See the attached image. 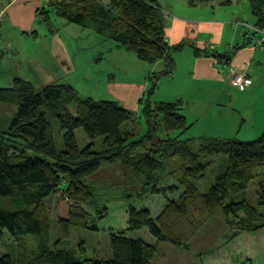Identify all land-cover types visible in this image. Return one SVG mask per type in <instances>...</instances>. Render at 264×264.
Here are the masks:
<instances>
[{"label":"trees","instance_id":"obj_1","mask_svg":"<svg viewBox=\"0 0 264 264\" xmlns=\"http://www.w3.org/2000/svg\"><path fill=\"white\" fill-rule=\"evenodd\" d=\"M108 1L81 0L71 5L50 2L42 18L46 22V17L54 14L70 24L93 29L141 62H163V72L170 76L174 70L170 54L180 47L167 43L164 12L158 2ZM220 1L228 4L232 0ZM247 1L256 23L245 24L264 29V0ZM151 79L152 86L146 91L149 97L139 102L146 125L145 134L139 138L135 130H129L134 113L117 101L77 97L73 114L68 102L77 94L68 84L35 87L14 78L10 87L0 86V105L16 107L7 130H0V245L3 236L37 238L34 255L17 263L10 254H2L0 264H153L159 245L190 250L196 235L212 223L228 241L264 228V176L253 197L248 195L255 173L264 170V130L250 141L207 139L194 152L189 140L180 139L190 128L184 103L151 101L156 77ZM50 114L63 132L59 147L47 119ZM78 129L89 142L86 146L76 139ZM97 139H101V151L93 149ZM219 156L225 159L208 191L199 192L195 183L201 182L209 168L204 158ZM169 158L182 162V175L176 185L159 190L154 174L163 170ZM116 160L143 178L150 194L161 196L163 205L156 215L136 206L141 196L138 189L125 183L103 187V183L91 180L104 162ZM137 194L138 199L130 204ZM49 198L55 199L57 211L58 238L53 247L48 245ZM110 201L128 204V220L124 230L110 234L109 259L81 260L59 247L72 228L96 232L97 221L106 217ZM141 230H147L154 242L129 236Z\"/></svg>","mask_w":264,"mask_h":264},{"label":"rangeland","instance_id":"obj_2","mask_svg":"<svg viewBox=\"0 0 264 264\" xmlns=\"http://www.w3.org/2000/svg\"><path fill=\"white\" fill-rule=\"evenodd\" d=\"M187 4L195 0H185ZM178 3V0H173ZM170 14L169 11H166ZM49 28L52 31L58 30L57 38H47L43 44L40 43V36H49L47 27H43L44 32H39L38 42H34L31 47L33 55H37L40 51L51 52L55 55V65H50L47 73L31 74L33 69L30 64L26 63V55L28 49L22 53V58L19 64L11 68V74L14 78H19L30 83L32 86H41L52 83L59 77H63L74 88L77 94L72 100L68 102V109L73 114L76 111L77 97L78 98H91L95 101H117L113 99V94L109 91L108 84L124 82H148L147 90L152 86V79L150 75L156 77V87L150 93V100L153 102L162 101L171 93H175L176 89L173 84L168 82L167 78H171L164 74L163 70L160 71L156 64H148L141 62L137 57L127 52L124 49L118 48L114 43L109 40H103V37L96 35L91 30L83 28L76 24H68L63 19L50 15L48 20ZM90 34L92 36H90ZM97 36L100 41L94 40L93 37ZM107 43L113 46H107ZM175 52V51H173ZM32 56V55H28ZM172 63H174L172 52L170 54ZM1 59V58H0ZM53 64V63H52ZM7 62L0 60V86L8 88L12 85L13 80H8V73L5 70ZM39 68V67H38ZM148 69L143 72V69ZM163 68V67H162ZM5 70V71H4ZM29 73V74H28ZM148 74V75H147ZM149 76V78H148ZM55 79H54V78ZM147 77V78H146ZM125 85V84H123ZM149 94L143 95L142 101L146 100ZM118 102V101H117ZM120 105L123 102H118ZM135 104V103H133ZM62 106V104H61ZM123 106V105H122ZM136 110H130L134 113V118L131 123H128L129 130L133 129L137 133L136 138L144 135L146 132V125L142 114V105H137ZM205 112L192 111L187 115V124L190 126L189 130L181 135V140H189L191 142V150L197 152L203 141L213 139L212 135L221 131L226 136L234 128L235 116L228 107L223 110ZM16 107L8 105H0V130H7L9 122L15 116ZM200 116V120L197 117ZM186 117V115H185ZM47 119L51 124V131L54 140L58 147L61 145L63 132L57 124L56 118L50 114ZM134 133V134H135ZM244 131L238 133L237 137H226L221 139H237L239 141L245 140L243 137ZM76 139L81 146L89 144L88 140L83 135L81 129L75 131ZM177 135V133H176ZM240 136V137H239ZM239 137V138H238ZM93 149L101 151V139H97ZM222 158L214 157L205 159L204 162L209 161V168L206 171L204 178L201 182L195 183L197 189L201 193H206L212 183L215 175L222 165ZM225 159V158H224ZM182 162L178 158H169L164 161L163 170L156 172L154 177L157 179V189L164 190L171 185H176L181 177ZM264 176V170H258L255 177L248 187V195L256 193L258 183ZM93 182L103 183V187L107 184L116 185L125 183L129 188H136V192L141 194L140 201H136L137 195H134L130 204L135 203L137 207L148 208L153 215H156L163 205L161 196L152 195L148 192L146 187L143 186L145 180L138 175L133 174L130 168L124 167L119 160L113 163L104 162L101 169L97 174L91 177ZM159 180V181H158ZM144 192V193H143ZM173 198V197H170ZM136 199V200H135ZM135 200V201H134ZM55 199L49 198L46 201V207L50 219V234L49 243L50 247L55 246V241L58 238V229L56 223L57 211L55 209ZM127 206L126 202L110 201L106 208V217L104 220L97 221L98 229L96 232L90 230H82L72 228L69 237L66 241L61 242L59 247L71 251L76 257L81 260H107L110 258L111 251L109 246L110 234L122 231L127 227ZM229 230V229H228ZM250 233L242 234L237 237V240L231 241L222 237V230L212 223L207 226L206 230H202L196 235L195 243H193L190 250H182L176 247L159 245L153 260V264H264V228L251 235ZM228 235V234H227ZM129 236L140 237L145 241L154 242L149 236L147 230L135 232ZM37 238L24 237L15 238L11 236H3L0 245V255L10 254L12 258L18 263L26 260L29 256L36 253Z\"/></svg>","mask_w":264,"mask_h":264},{"label":"crops","instance_id":"obj_3","mask_svg":"<svg viewBox=\"0 0 264 264\" xmlns=\"http://www.w3.org/2000/svg\"><path fill=\"white\" fill-rule=\"evenodd\" d=\"M78 1L81 0H0V60L7 62L5 70L8 80L14 79L9 70L14 64H19L26 49V63L33 69L31 74L36 71L47 73L50 65H55L56 58L51 52L40 51L33 55L30 50L33 43L39 41V32H44V26L50 31V37L40 36V43L58 36V30H51L54 27L48 29L50 16L46 17V22L43 21V11L49 9L50 2L71 5ZM156 1L164 12L167 43L170 47H180L172 53L174 70L171 78H167L176 91H170L169 96L158 102L181 100L186 121L188 113L192 111H220L228 107L233 112L232 116H235L234 128L227 136L219 131L212 135L213 138L237 137L242 131L245 140L260 135L264 130V40L260 43L258 40L262 36L242 25L256 23L248 1L232 0L224 4L220 0H212L208 3H193V6L185 0H178L177 4L173 0ZM103 2L109 3L108 0ZM88 30L100 35L103 40H109L93 29ZM34 36L38 39L35 40ZM93 38L101 42L97 36ZM111 43H107V46H113ZM155 64L160 71L164 70L163 62ZM147 70L143 69L144 74ZM235 75L246 78L242 90L231 84ZM53 82L65 83V79L59 77ZM147 83H109L108 89L113 99L123 102L122 105L130 110H136L147 91ZM66 84L72 86L67 81ZM194 117L200 120V116ZM237 237L231 241L237 240Z\"/></svg>","mask_w":264,"mask_h":264},{"label":"built area","instance_id":"obj_4","mask_svg":"<svg viewBox=\"0 0 264 264\" xmlns=\"http://www.w3.org/2000/svg\"><path fill=\"white\" fill-rule=\"evenodd\" d=\"M244 27H246V28H249L252 32H254V33H259L262 37H260L259 38V42L261 43V42H263V40H264V30L263 29H258V28H256V27H250V26H248L247 24H245V23H243L242 24ZM245 76H243V75H235L234 77H233V79L231 80V84H232V86L233 87H235V88H237V89H239V90H242L243 89V87H244V82H245Z\"/></svg>","mask_w":264,"mask_h":264}]
</instances>
